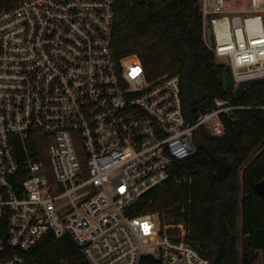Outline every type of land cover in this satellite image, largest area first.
Wrapping results in <instances>:
<instances>
[{
  "label": "built area",
  "instance_id": "1",
  "mask_svg": "<svg viewBox=\"0 0 264 264\" xmlns=\"http://www.w3.org/2000/svg\"><path fill=\"white\" fill-rule=\"evenodd\" d=\"M199 9L233 89L264 79V0ZM114 22V0L0 11V264H27L48 233L71 236L85 264H213L182 223L131 209L194 151L198 127L221 135L222 115L246 106L215 98L187 119L178 76L152 78L135 54L118 56Z\"/></svg>",
  "mask_w": 264,
  "mask_h": 264
},
{
  "label": "trees",
  "instance_id": "2",
  "mask_svg": "<svg viewBox=\"0 0 264 264\" xmlns=\"http://www.w3.org/2000/svg\"><path fill=\"white\" fill-rule=\"evenodd\" d=\"M19 1L0 0V11ZM114 15L116 54H135L149 77L177 75L187 119L194 120L215 98L246 106L222 115L221 135L198 127L194 151L137 199L131 214L158 213L162 223H182L186 240L213 264H256L259 252L264 264V194L254 189L264 179V79L251 81L237 95L224 88L227 64L204 42L199 0H114ZM25 259L86 263L68 234L48 233Z\"/></svg>",
  "mask_w": 264,
  "mask_h": 264
},
{
  "label": "water",
  "instance_id": "3",
  "mask_svg": "<svg viewBox=\"0 0 264 264\" xmlns=\"http://www.w3.org/2000/svg\"><path fill=\"white\" fill-rule=\"evenodd\" d=\"M209 32V29H208ZM249 82H243L237 87L233 89V79L230 75L229 67H226V70L224 72V88L226 90L232 91L235 95L240 94L243 92V90L248 86ZM255 191L263 195L264 194V179H261L260 181L256 182L254 184Z\"/></svg>",
  "mask_w": 264,
  "mask_h": 264
},
{
  "label": "crops",
  "instance_id": "4",
  "mask_svg": "<svg viewBox=\"0 0 264 264\" xmlns=\"http://www.w3.org/2000/svg\"><path fill=\"white\" fill-rule=\"evenodd\" d=\"M260 253V256H259V259H258V261L256 262V264H261V252H259ZM260 261V262H259Z\"/></svg>",
  "mask_w": 264,
  "mask_h": 264
},
{
  "label": "rangeland",
  "instance_id": "5",
  "mask_svg": "<svg viewBox=\"0 0 264 264\" xmlns=\"http://www.w3.org/2000/svg\"><path fill=\"white\" fill-rule=\"evenodd\" d=\"M239 247H241V243H239ZM261 260V259H260ZM260 262V261H259Z\"/></svg>",
  "mask_w": 264,
  "mask_h": 264
}]
</instances>
